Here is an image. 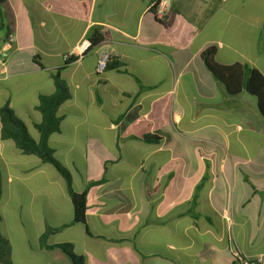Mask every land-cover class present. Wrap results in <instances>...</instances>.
<instances>
[{
	"label": "crops",
	"instance_id": "crops-1",
	"mask_svg": "<svg viewBox=\"0 0 264 264\" xmlns=\"http://www.w3.org/2000/svg\"><path fill=\"white\" fill-rule=\"evenodd\" d=\"M156 1L5 0L14 43L0 108L37 142L38 100L55 91L61 69L69 97L48 141L87 194L84 226L73 222L57 171L2 140L0 122V212L20 209L13 191L32 177L63 194L56 206L47 193L30 196V242L24 227L13 233V215L2 220L12 264H70L49 248L62 243L86 264H264V119L255 97L228 94L201 58L215 46L218 64L264 77V0H169L162 17ZM94 28L102 43L65 65ZM102 52L109 68L97 75ZM38 197L56 219L51 228L34 215Z\"/></svg>",
	"mask_w": 264,
	"mask_h": 264
},
{
	"label": "trees",
	"instance_id": "trees-1",
	"mask_svg": "<svg viewBox=\"0 0 264 264\" xmlns=\"http://www.w3.org/2000/svg\"><path fill=\"white\" fill-rule=\"evenodd\" d=\"M8 25L6 2L0 0V29H5V38L11 33ZM87 41L89 44L87 51L95 50L103 41L101 32L96 28L92 29L87 34ZM215 55V46H211L201 53L207 70L225 87L228 94L237 95L244 91L255 97L258 111L264 119V77L248 65L226 66L218 64L215 61ZM34 60L37 61V57ZM75 60L76 58L71 57L65 60L64 64L67 65ZM60 70H56L53 74L55 91L50 95H41L38 100L37 110L41 115V121L35 124V129L39 135L38 141L32 139L25 124L7 106L0 108L1 139L11 140L22 154L38 157L42 163L51 165L62 176L72 206L73 222L85 226L87 194L85 191L79 192L72 187L70 173L56 159L54 149L48 141L50 135L60 131L61 117L57 114V110L69 97L67 85L60 76ZM144 140L151 142L152 139L144 137ZM86 231L88 233L87 229ZM48 234L49 229L40 236V245H45ZM49 248L59 249L68 258L70 264H86L85 258L76 254L71 244L62 243ZM9 250L7 240L0 234V264H12L9 260ZM237 261L240 264L245 259L238 258Z\"/></svg>",
	"mask_w": 264,
	"mask_h": 264
},
{
	"label": "rangeland",
	"instance_id": "rangeland-1",
	"mask_svg": "<svg viewBox=\"0 0 264 264\" xmlns=\"http://www.w3.org/2000/svg\"><path fill=\"white\" fill-rule=\"evenodd\" d=\"M5 33V29H0V40L3 37ZM9 160H13V162L17 163L19 162L20 158L19 157H14V158H8ZM55 170V169H54ZM12 174L14 172V176L17 173V170H12ZM56 173V170L54 171ZM58 173V172H57ZM59 175V180L61 182L64 181L62 176L58 173ZM22 180H24V177H22ZM65 182V181H64ZM26 184L21 187V190L23 191H18L20 190V187H16V191H13V193L17 194V202L18 204H21L20 209L18 211H14V209L8 208L7 210H4L2 213L0 212V234L5 235V229L3 226V222H6L7 218L10 215H13V220L10 223V228L13 230V233H16V230L20 229L18 227H21V229L24 227L23 231H26V234L24 233L26 242H30L31 240V234L29 233L30 230V224L28 223V218H30V210L28 207V202L31 200L30 196L35 193V194H41V193H47L50 200L52 201L53 205L56 206L60 204L63 200V194L62 191H59L60 188L57 185L55 188H44L40 187L39 180L37 178L34 179V177L29 178L27 182H24ZM32 190V191H30ZM52 190V191H49ZM6 191H0V206L3 204L5 197H6ZM34 215L36 216V219L41 216V220L43 223L45 222L46 225L51 228L53 223H56V219L51 215V212L48 210V205H44V202L39 200V197L37 198V202L34 205ZM22 215V217H19L18 215ZM16 216V217H15ZM3 220V222H2ZM21 222V223H20ZM18 224V225H17ZM48 230V229H47ZM52 232V229H49V233ZM17 264V263H16Z\"/></svg>",
	"mask_w": 264,
	"mask_h": 264
},
{
	"label": "built area",
	"instance_id": "built-area-1",
	"mask_svg": "<svg viewBox=\"0 0 264 264\" xmlns=\"http://www.w3.org/2000/svg\"><path fill=\"white\" fill-rule=\"evenodd\" d=\"M155 6L157 8V15L159 17H162L167 12L170 2L169 0H157L155 2ZM13 43H14V37L13 35L9 34L7 38H5L0 46V71L4 69L9 61V58L12 53L13 49ZM88 43L83 42L81 45L78 46L76 51H73L71 53H68L63 57V60H68L69 58L73 57L74 55H82L84 52L88 50ZM110 62V55L108 52H102L98 56L97 64H96V74L102 75L106 71V68ZM240 264H260L259 260L256 259H250L241 261Z\"/></svg>",
	"mask_w": 264,
	"mask_h": 264
}]
</instances>
